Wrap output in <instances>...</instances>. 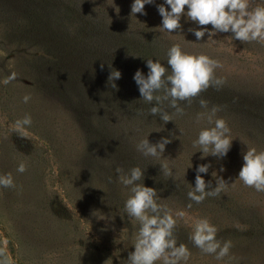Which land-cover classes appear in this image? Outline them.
<instances>
[{
  "label": "rangeland",
  "instance_id": "rangeland-1",
  "mask_svg": "<svg viewBox=\"0 0 264 264\" xmlns=\"http://www.w3.org/2000/svg\"><path fill=\"white\" fill-rule=\"evenodd\" d=\"M133 3L0 0V174L11 173L16 184L0 187V240H9L0 261L127 264L139 222L124 211L130 188L117 169L126 174L139 166L141 182L157 190L158 203L177 220L178 244L191 253L187 264H264V192L238 180L248 147L264 150V44L243 43L231 31L197 40L189 28L201 26L186 15L181 29L162 31L158 5L165 0L146 4L147 14L136 16ZM257 5L264 6V0H250L251 7ZM177 43L185 52L219 60L223 67L215 76L225 83L219 90L209 87L190 106L181 102L182 116L167 109L173 121L165 123L148 114L155 104L142 100L133 77L150 45L157 48L150 59L170 71L166 52ZM112 69L122 74L114 81L118 91L108 83ZM11 72L17 79L4 84ZM25 95L31 97L27 103ZM201 99L208 101L207 110ZM213 106L220 107L216 118L226 120L233 140L225 157L201 159L193 141L214 125L206 118L197 123L196 117ZM25 115H31L32 124L17 132L15 122ZM146 138L152 144L162 138L171 143L159 158L145 157L137 145ZM21 162L27 165L24 173L16 171ZM162 163L168 164L170 177L163 175ZM201 164L211 165L201 175L212 188L218 176L228 184L218 197L197 204L187 192L195 187ZM178 211L185 216L175 217ZM201 218L217 228L218 240L232 243L222 261L189 239Z\"/></svg>",
  "mask_w": 264,
  "mask_h": 264
},
{
  "label": "clouds",
  "instance_id": "clouds-1",
  "mask_svg": "<svg viewBox=\"0 0 264 264\" xmlns=\"http://www.w3.org/2000/svg\"><path fill=\"white\" fill-rule=\"evenodd\" d=\"M153 2L154 0H134L131 15L136 16L137 13L146 15L145 5ZM165 4L170 6V11ZM165 4L158 5V12L162 17V27H160L162 31L173 33L181 29V17L186 15L189 20L201 26L199 30L189 28L197 40H202L206 33L211 38L218 32L231 31L233 37L243 43L255 41L264 44V6L251 7L250 0H165ZM208 25H211L214 31L203 27ZM145 60L149 69L147 76L143 71L137 70L133 79L138 85L142 100L146 104H155L148 109V114L159 115L165 123L173 121L167 109H173L175 115L182 116L185 114V109L181 107V102H187L190 106L193 99L209 87L219 90L225 83L223 78L215 76V70L223 67L219 60L202 53L185 52L178 43L173 44L166 52L170 71L158 59ZM103 66L102 63L101 68ZM109 67L111 68V64ZM121 75L119 70L112 69L108 77V83L117 91L119 89L114 81L120 79ZM16 79L17 73L11 72L3 83L9 84ZM30 99V95L23 97L25 103ZM199 103L202 108L208 109V101L201 99ZM220 110L219 106H213L209 111L197 114V123L206 118L209 125H214L201 129L198 138L193 141V147H198L203 152L201 159L208 155L223 158L231 148L233 140L230 139L231 129L225 119L216 118V113ZM31 124V115H25L15 122V130L19 132L24 126ZM169 143L171 140L168 138H162L155 144L150 143L146 138L137 145V151L145 157L159 158ZM242 155L244 164L239 171L238 180L247 187H253L257 192H264V150L258 151L254 147H248L246 153ZM161 166L163 175L170 177L172 173L168 164L162 163ZM210 167V164H201L196 169L195 187L187 192L190 201L199 204L208 197H218L227 186L228 183L219 176L216 178V187L212 188L211 182L206 183L201 174L207 173ZM16 171L26 172L27 165L24 162L19 163ZM220 171L224 169L221 168ZM117 172L121 173L120 181L130 188L124 211L130 219L139 222V229L134 238V251L129 253L127 264H156L157 261H162V264H187L191 253L187 245L178 244L174 234L177 220L171 209L158 203L157 190L141 182L144 170L136 166L130 168L126 174L122 168H118ZM212 175L217 176L216 172ZM0 187L16 188L11 173L0 174ZM191 206L190 203L188 207ZM184 216L183 211L175 213V217ZM189 239L202 253L215 255L218 261L229 256L232 247L230 240L222 242L217 239V228L207 218L195 222ZM8 244L9 240L6 237L0 240V256H5ZM0 264H8V261L5 259L0 261Z\"/></svg>",
  "mask_w": 264,
  "mask_h": 264
},
{
  "label": "trees",
  "instance_id": "trees-1",
  "mask_svg": "<svg viewBox=\"0 0 264 264\" xmlns=\"http://www.w3.org/2000/svg\"><path fill=\"white\" fill-rule=\"evenodd\" d=\"M149 42L151 44L152 43V40H150ZM150 46L152 48H150ZM150 46H147L148 49L145 51V53L143 52L141 54L140 61L138 62L141 65V71H143L144 75H145V72L144 71L148 69L147 66H146V60L145 59L153 58L154 53L155 52L157 53V51H156L157 48H154L153 45H150ZM156 57H159V56L157 55Z\"/></svg>",
  "mask_w": 264,
  "mask_h": 264
}]
</instances>
